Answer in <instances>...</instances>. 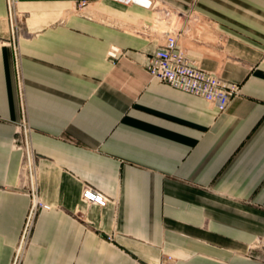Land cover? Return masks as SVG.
Segmentation results:
<instances>
[{
    "label": "crops",
    "instance_id": "0c3cea01",
    "mask_svg": "<svg viewBox=\"0 0 264 264\" xmlns=\"http://www.w3.org/2000/svg\"><path fill=\"white\" fill-rule=\"evenodd\" d=\"M81 1L17 0L12 37L0 0V264L31 205L22 109L51 207L22 264H264V0H157L172 21ZM170 28L195 65L239 85L226 111L149 74Z\"/></svg>",
    "mask_w": 264,
    "mask_h": 264
},
{
    "label": "built area",
    "instance_id": "2783aa9c",
    "mask_svg": "<svg viewBox=\"0 0 264 264\" xmlns=\"http://www.w3.org/2000/svg\"><path fill=\"white\" fill-rule=\"evenodd\" d=\"M126 4H136L156 12L159 10L161 15L156 17L158 20L169 19L171 8L157 0H115ZM8 17L11 24L12 37H15L20 28L23 14L17 10V0H7ZM88 6V2L83 0L78 4L79 9ZM180 11H176L178 14ZM180 14V13H179ZM165 42L149 57L148 72L159 81L183 92L202 97L209 107L222 113L227 110L232 98L240 92V87L236 83L229 82L219 73L207 71L195 65L189 58L187 52L178 45V34L175 29L164 30ZM13 49L17 53V45L13 43ZM111 57H116L118 51L111 49ZM23 110V120L17 127V135L14 139V147L22 153V172L27 180L31 205L23 227L15 258L12 264H21L26 247L28 246L33 230L42 210H51L40 197L38 186V171L36 166V156L31 149L30 135L31 128L25 119ZM83 201L102 208L108 204V199L92 188H86L83 192ZM264 251V240H260L256 246ZM173 258L166 256L157 264H172Z\"/></svg>",
    "mask_w": 264,
    "mask_h": 264
},
{
    "label": "bare ground",
    "instance_id": "6f19581e",
    "mask_svg": "<svg viewBox=\"0 0 264 264\" xmlns=\"http://www.w3.org/2000/svg\"><path fill=\"white\" fill-rule=\"evenodd\" d=\"M157 10V9H156ZM156 15H155V17H159L160 15H161V13L159 12V10H157L156 12ZM154 17V18H155ZM173 17H174V15H173ZM175 18V17H174ZM163 21V20H162ZM172 21V20H171ZM172 23V22H171ZM178 23V22H177ZM176 25V24H175ZM176 27H178V26H176ZM169 28V27H168Z\"/></svg>",
    "mask_w": 264,
    "mask_h": 264
},
{
    "label": "rangeland",
    "instance_id": "374dc122",
    "mask_svg": "<svg viewBox=\"0 0 264 264\" xmlns=\"http://www.w3.org/2000/svg\"><path fill=\"white\" fill-rule=\"evenodd\" d=\"M8 19H9V17H8ZM157 19V18H156ZM158 20V19H157ZM10 22V21H9ZM10 26H11V24H10ZM37 221V220H36ZM30 243V242H29ZM261 252H263L264 253V251L263 250H261ZM23 261V260H22ZM22 264V263H21Z\"/></svg>",
    "mask_w": 264,
    "mask_h": 264
}]
</instances>
